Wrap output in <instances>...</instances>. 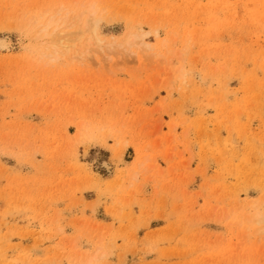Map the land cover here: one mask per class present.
Wrapping results in <instances>:
<instances>
[{
  "label": "rangeland",
  "instance_id": "1",
  "mask_svg": "<svg viewBox=\"0 0 264 264\" xmlns=\"http://www.w3.org/2000/svg\"><path fill=\"white\" fill-rule=\"evenodd\" d=\"M89 1L0 0V264H264V0H92L152 50L38 44Z\"/></svg>",
  "mask_w": 264,
  "mask_h": 264
},
{
  "label": "bare ground",
  "instance_id": "2",
  "mask_svg": "<svg viewBox=\"0 0 264 264\" xmlns=\"http://www.w3.org/2000/svg\"><path fill=\"white\" fill-rule=\"evenodd\" d=\"M77 1L78 0H74L75 4ZM81 6L78 9L70 8L66 10H63V8L61 7L56 11L55 14L52 15L49 14L46 15L45 18L43 17L42 19H39L37 21V25H35L36 31L34 34L35 39L39 42L38 44L44 46L45 47L44 49H51L53 53H55L59 51L61 48L68 49L69 45L66 44L70 41L71 43L73 41V44L75 41L81 43V38L87 34V36H85L86 39L84 43L83 44L81 43V45L78 48V53L80 54L88 53V51L91 50L90 48L93 46L95 47L98 46L100 47V49L106 48L107 50H115L117 48H122L123 50H129L132 47H141L142 49L145 50L147 49L152 50L151 47L152 44L150 45L145 39L148 33L144 31L128 32L120 41H117L115 39H112L110 41H104L99 37L100 34H98L99 19L95 15L96 9L93 4V1L91 0L86 4L83 3ZM68 29H74V31H70ZM5 37L6 36L0 35L1 50L9 48L10 40L8 41V39ZM166 41L168 42V40ZM77 127H78V131H82L85 128L81 124H79ZM262 224L260 230L264 231V225Z\"/></svg>",
  "mask_w": 264,
  "mask_h": 264
}]
</instances>
